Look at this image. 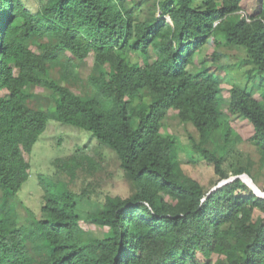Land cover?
Masks as SVG:
<instances>
[{
	"label": "trees",
	"instance_id": "obj_1",
	"mask_svg": "<svg viewBox=\"0 0 264 264\" xmlns=\"http://www.w3.org/2000/svg\"><path fill=\"white\" fill-rule=\"evenodd\" d=\"M241 2L0 0V264H264V201L237 177L218 185L252 178L249 165H225L241 139L231 137L232 116L251 124L248 141L264 163V0L246 15ZM221 43L244 48L251 65L228 100L218 75L225 65L211 67ZM209 44L212 61L196 63ZM32 86L49 91L48 102ZM170 110L196 138L182 145L163 130ZM49 119L92 132L130 183L129 195L107 194L86 214L107 228L104 237L85 235L77 205L88 190L68 185L98 170L81 148L54 161L68 178L38 175L37 213L14 201L29 175L24 153ZM184 150L191 164L212 168L208 184L182 166Z\"/></svg>",
	"mask_w": 264,
	"mask_h": 264
},
{
	"label": "rangeland",
	"instance_id": "obj_2",
	"mask_svg": "<svg viewBox=\"0 0 264 264\" xmlns=\"http://www.w3.org/2000/svg\"><path fill=\"white\" fill-rule=\"evenodd\" d=\"M38 0H24L27 6L34 8L37 6ZM261 0H242V10L240 14H254L259 11ZM168 19V17H167ZM212 44L206 47L199 56H196L195 62L203 58H207L208 61H212L210 58V52L212 51ZM223 53V57L217 59L215 65H225L224 68L218 71V75L222 79V90L221 95L224 100L229 99V88L233 84L244 85L248 82L251 65L245 60L246 52L244 48H234L230 50L223 46L222 43L218 47ZM130 60H136V57L131 53ZM92 57L90 56L83 63H80V69L86 74L89 72L90 67L93 64ZM57 72V71H56ZM54 73L56 78L57 73ZM252 82V81H250ZM252 84V83H251ZM30 93H37L38 101L48 102L50 92L40 88L32 86ZM256 97L260 98V93L255 94ZM34 101V100H33ZM31 101L32 104L34 102ZM163 130L165 132L173 133L178 137L182 145L186 143L187 134H191L195 138L197 133L192 124H182L176 117V112L170 110L163 121ZM230 125L232 127L231 137L239 135L240 141L236 142L226 158V164L250 166L252 181L254 184L261 189H264V163L256 146L248 141V137L252 134V126L246 120L232 116ZM83 149L84 152L89 155L93 161L98 163L99 167L95 174L92 173L85 175L83 172H77L69 180V187L74 192H80L83 188L88 190L89 199L80 198L77 205V212L79 213L80 220L79 224L84 230L86 236L104 237L107 233V228L97 226L92 222L88 221L85 217L87 212L91 210L95 204L100 206L104 200L105 195H119L126 197L132 191L130 183L123 175L121 168L119 167L117 158L114 152L103 145H99L97 139L92 132L83 130L74 125L62 124L56 120L49 119L46 128L42 134H40L38 140L33 145L30 154L24 153L25 158L29 161V175L27 180L23 183L21 190L17 193L14 201L20 206L28 207L31 212L37 213L42 203L43 190L38 182V175H46L52 177H58L59 179L68 178L63 172L57 171L55 159H66L76 152L77 149ZM82 150V151H83ZM186 150L180 152V159L182 166L185 170H188L192 177L201 181L204 184H208L213 179L214 174L210 166L203 162H197L191 164L188 162ZM95 163V167H96ZM231 173V172H230ZM230 176L229 178H231ZM242 181L248 182L247 179ZM213 189V187L211 188ZM21 210V209H20ZM22 217V213L20 212Z\"/></svg>",
	"mask_w": 264,
	"mask_h": 264
},
{
	"label": "built area",
	"instance_id": "obj_3",
	"mask_svg": "<svg viewBox=\"0 0 264 264\" xmlns=\"http://www.w3.org/2000/svg\"><path fill=\"white\" fill-rule=\"evenodd\" d=\"M244 175V176H248L247 174H240L239 175V178H241V176ZM236 176V175H235ZM235 176H232L231 178H228L226 179L225 181H228V180H232L234 178H236ZM249 177V176H248ZM252 185H250L251 187V190H252V193L259 199H262L264 201V189H261V188H258L254 182L252 181V179L249 177ZM221 183V182H219Z\"/></svg>",
	"mask_w": 264,
	"mask_h": 264
},
{
	"label": "bare ground",
	"instance_id": "obj_4",
	"mask_svg": "<svg viewBox=\"0 0 264 264\" xmlns=\"http://www.w3.org/2000/svg\"><path fill=\"white\" fill-rule=\"evenodd\" d=\"M241 178H242L243 180L247 179V181H248L247 183H248L249 185H252V183H251V181H250V179H249L248 176H244V175H242Z\"/></svg>",
	"mask_w": 264,
	"mask_h": 264
},
{
	"label": "water",
	"instance_id": "obj_5",
	"mask_svg": "<svg viewBox=\"0 0 264 264\" xmlns=\"http://www.w3.org/2000/svg\"><path fill=\"white\" fill-rule=\"evenodd\" d=\"M235 177L239 178V175H236ZM222 183V182H221ZM221 183H218V185H220ZM215 187H213L214 189ZM213 189H210V190H213Z\"/></svg>",
	"mask_w": 264,
	"mask_h": 264
},
{
	"label": "clouds",
	"instance_id": "obj_6",
	"mask_svg": "<svg viewBox=\"0 0 264 264\" xmlns=\"http://www.w3.org/2000/svg\"><path fill=\"white\" fill-rule=\"evenodd\" d=\"M242 174H245V173H242ZM223 181H225V180H222V181H220V182H223ZM229 181V180H228Z\"/></svg>",
	"mask_w": 264,
	"mask_h": 264
}]
</instances>
